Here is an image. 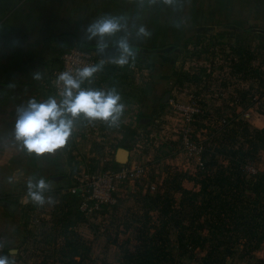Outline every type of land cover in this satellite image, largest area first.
Segmentation results:
<instances>
[{
	"label": "crops",
	"instance_id": "crops-1",
	"mask_svg": "<svg viewBox=\"0 0 264 264\" xmlns=\"http://www.w3.org/2000/svg\"><path fill=\"white\" fill-rule=\"evenodd\" d=\"M103 15L120 18L125 27L106 35L102 42L99 38L91 41L114 44L127 40L133 52L143 46L149 55H160L164 62V57L168 56L154 52V49L170 44L184 46L191 40H201L207 35L202 30L204 27L213 34L226 33L230 39L264 34V0H0V255H8L16 264H124L127 251L135 253L141 245L134 244L133 240L155 231L152 226L149 230V223H160L159 211L149 210L148 204L149 194L162 192L160 187L157 192L150 188L153 182L161 185L157 180L151 183L144 180L135 186L132 183L136 180L121 184L118 191L119 212L126 207L127 200L138 194L144 199L148 198L145 203L134 201L137 204L135 209L143 210L144 216L132 214L124 217L127 227L114 225L104 230L86 225L79 212V195L69 188L76 172L116 165L120 147L129 150L128 160L143 163L148 170L154 153L149 148H170L171 152L163 157L172 160L183 154L182 145L173 130L175 127L168 122L157 125L154 120L155 116L160 121L168 117V113L161 109L168 105L169 100H164L168 91L171 97L174 92L183 94L185 85L180 82V72L170 67L162 70L164 67L158 65L159 68L152 72V84L148 91L145 89L134 100L123 97L126 99H122L125 107L117 124L111 125L103 120L90 121L81 116L77 118L68 143L53 153L39 156L29 153L14 136L16 108L19 105H26L31 98L46 100L56 96L52 75L61 66L62 53L66 49L59 41L61 37L74 34L78 39L88 40L86 27ZM229 24L237 25L240 29H224ZM141 27L150 35L141 34ZM102 61L100 66L103 71L112 69L120 73L123 69L120 59ZM247 66L249 64L241 65L236 61L224 69H207L212 75L213 93L209 98L202 97L203 84L200 82L197 85L200 103L207 104L210 100L215 107V112H211V119L215 122L225 118L234 122L242 118L243 110L252 103L254 96L248 95L250 89L252 93L263 89L264 94V75L251 77L249 81V77L245 76L247 71L244 73ZM37 72L41 73L39 79L35 76ZM221 77L228 81L225 84L217 81ZM106 80L105 77L99 81V89L107 90L104 84ZM110 83L113 85L111 88L115 87L125 96L115 80L110 79ZM133 83L136 84L135 81ZM263 108L259 109L263 111ZM212 126L208 127L213 128L210 130L211 136L217 138L221 127ZM208 128H196L199 142L204 143L206 148V143L212 141L206 140L209 138L206 136ZM105 136L111 139L107 141L109 144L97 145L96 151L94 147H89L91 137ZM243 147L242 144L239 146ZM94 154L96 158L89 159ZM200 159L196 161L197 168L200 167ZM194 163L187 161L185 169H191ZM185 169L182 185L185 187L186 181H191L194 186L196 178L188 175L193 170ZM33 177L45 178L49 188L44 193L46 202L43 205L36 203L34 209L30 210L19 204V198L28 194L27 180ZM30 233L36 238L31 240ZM121 234L131 235L127 238L128 242H121L122 236L118 237ZM174 237L173 234L169 235L168 247L178 249L177 234ZM197 248L193 249L195 257ZM202 248L206 255L208 245ZM224 264H264V245L259 244L251 250H247L244 241L233 245Z\"/></svg>",
	"mask_w": 264,
	"mask_h": 264
},
{
	"label": "rangeland",
	"instance_id": "rangeland-1",
	"mask_svg": "<svg viewBox=\"0 0 264 264\" xmlns=\"http://www.w3.org/2000/svg\"><path fill=\"white\" fill-rule=\"evenodd\" d=\"M206 34L207 35L205 38L201 37L203 38L201 40H191L184 46H178L176 44L181 51L173 52L168 55V57H164L166 62L161 61L160 58L162 57H159L160 55L147 54L143 46L137 47V49H139L136 52L138 55L127 56V62L122 63L123 69L120 71V73H117L112 69H106L103 71L102 67L100 66V69L97 73H95L94 78H92L91 81L85 80L83 82V85L91 84V88H99V81L104 80L106 77L107 80L104 82V84L107 90L111 89V86H113L110 83V79L111 81L115 80L116 85H119V87L122 88L123 92L125 93V96H122V94H120L123 101L126 99L134 100L136 99V97L139 98L145 89L146 91L150 89L153 78V70L158 69L160 66L164 67L162 68V70H166L167 67H170V69L180 72V82H183L182 84L185 85L183 86L185 87L183 89V94L179 95L178 91L177 97L185 101L197 99L200 103V98L198 97L200 95V92L199 87L197 86L200 82L203 84L201 92L202 97L209 98L213 93L211 85L212 75H210L209 73L211 71L208 70H212L215 67L224 69L229 67L230 64H234L237 61L241 65L249 64V67L247 66L244 71V73L247 71L245 73V76L249 77L247 78L249 79V81H251V77H256L258 75H260L261 77L262 75H264V34L256 33L254 36L250 34V32H248L247 34H250V36H252L251 38H241L240 36L238 38L236 36L234 37V39H230L227 35H225L226 33L218 32L216 34H213L208 31ZM80 37H82V35H80ZM81 40H83L87 44L95 43L91 40ZM138 45L139 44H137V46ZM120 60L123 61L124 59ZM101 62L103 61L101 60ZM101 62L98 65H100ZM241 79H243V77ZM134 81L136 84L133 83ZM217 81H221V83L225 84V82H227L228 80L225 77H221ZM262 91L263 89H260L259 91H257V93H252L250 89L248 91V95H250V97L255 95L261 98L264 95L262 94ZM123 97H126V99H124ZM201 103L200 105L202 107V112L195 121L194 138L197 141H200L196 128L198 129V127L200 128L203 126H206L208 128L211 127L212 124H214L213 126H218L219 128L221 127V130L218 133L219 135L217 134V138H213V136H211L212 131L210 130H213V128H208L206 131V136H209V138H207L206 140L210 139L212 141L209 144L206 143L207 148L205 147L204 143H202L204 146V152L202 155L187 153L185 152L184 148H182L183 154L179 156L178 159L174 160H172L173 158L171 159L163 157L171 152L170 148H149L151 149V152L154 153L153 158H151V161H149V170L147 169V176L143 180L134 181L132 185L135 186L138 183L143 182L144 180L149 181V183L157 180L161 183V185L159 184L158 186L157 184L158 187L155 192L158 191L159 187V190H163L164 188L169 187V185L166 186L167 180H172L173 178L178 177L177 180L180 179L182 181L185 178L184 169L186 166H184V164H186L187 161L192 163L195 162L194 167H191V169H185L193 170L190 171L193 173H189L188 175L190 177L196 178V181H194L195 187L192 185L191 181H186V183L184 184L185 187H188L189 189L202 188L203 182L209 180L206 177L209 173L212 172L215 174H219L222 170H225L227 174L232 173L231 176L226 179V181L237 183L239 181V177H244V179L240 181L238 190L241 191L246 200H250L252 202V207H255L257 209V212H261L260 215L257 214L256 216V218L260 220L261 217L263 218L264 216V108L263 111L259 108H262L264 106V97H262L261 102L257 105L258 107H256L255 114L251 119H245L242 117L238 120H235L234 122L229 120V123L226 125L222 120H220L219 122H215V120L211 119V112H215V107L211 104L210 100L207 101V104L202 105ZM167 106L165 105L161 109L165 110ZM259 113L263 114L261 115ZM165 122L170 123L171 127L177 128L182 123V120L178 114L168 113V117H165L161 120V123L163 125L167 124ZM176 122L178 125H173ZM91 123L94 124L93 122ZM232 127L234 128L232 129ZM108 140H111L108 136L91 137L89 139V147H94L93 149L96 151L97 145L100 144V146H105V144L108 143ZM97 142L98 144H96ZM241 144L244 145L243 148H239ZM233 145H236L238 147H233ZM214 146H216V148H214ZM92 158H96V154L89 156V159ZM154 159L155 161H153ZM198 159L204 162L203 167H195L196 161ZM246 164H254L257 168V172L254 174L249 173L245 168H243V166ZM223 183L224 182H216L215 180L211 182L210 188H213L216 192H219L222 190L221 185ZM126 184L124 183L123 185ZM236 191L237 189L235 187L230 186L229 192L227 193L228 197L232 200H235L236 197L234 194ZM180 193L181 192L179 191L176 192V196H180ZM202 198L203 194L200 195V199ZM147 200L148 198L144 199V197L137 194L133 196V198H130V200H127L125 202L126 207H124L121 212H119L118 210L119 206H116L111 210L103 211L101 214L91 219L87 218L84 215L82 216L86 220V225L93 229L100 228V230H104L107 228H111V226L114 225H121L123 226V228H125L127 227V225L125 223L126 221L124 220V217L126 218L127 216H130L132 214L144 216L143 210L135 209V206L137 204L134 203V201L145 203ZM219 202L220 201L217 199L213 200L214 211L216 209H220ZM35 205L36 203L31 200V203L25 208L32 210L34 209ZM31 214L34 213L31 212ZM119 216L121 217L119 218ZM203 216H205V214ZM186 222H188V218L186 219ZM176 233L177 229L175 227L170 229V234H173V238H175L174 236L176 235ZM50 235H52L53 237L55 236L53 234ZM30 236L31 240L36 238L32 233H30ZM129 236L131 235L121 234L118 237H120L121 242L124 243L128 242L127 238ZM51 237H46V239L53 242L54 239ZM234 238L237 237L234 236L233 238H231L228 244L222 243L220 245L218 249L220 250L221 255L225 256L231 253L226 252L228 249L226 250L225 248L232 245L235 240ZM243 241H247V239L242 238L237 243H234V245L239 244ZM133 242H135L134 244H147V246L149 247L148 237L142 236L136 241L133 240ZM256 242V239L252 240V244H255ZM260 244L264 245V241L260 242ZM166 247L169 248L168 246ZM169 249L172 250V253L175 254L176 258L180 260V262H183L185 264L197 263L203 256H205L204 254L206 252L205 250H203V248L198 247L196 250L197 257H195V254L192 255L191 252H186L182 248ZM126 256L128 260L131 258L128 253ZM159 256L161 257V255ZM198 258H200V260H198ZM90 264L96 263L91 262Z\"/></svg>",
	"mask_w": 264,
	"mask_h": 264
},
{
	"label": "trees",
	"instance_id": "trees-1",
	"mask_svg": "<svg viewBox=\"0 0 264 264\" xmlns=\"http://www.w3.org/2000/svg\"><path fill=\"white\" fill-rule=\"evenodd\" d=\"M81 41L83 45L80 47L89 49L88 44ZM159 53L167 56L171 54ZM133 55L138 54L133 52ZM231 174H227L225 170L219 174L211 172L206 176L209 180L203 182V187L199 189L186 188L182 185L181 180H177L178 177H175L172 180H167L166 186L169 185V187L164 188L162 192L154 195L149 194V210L157 209L159 211L160 223L153 225L149 223V230L151 226L155 229L154 232L149 233V236H145L148 237L149 247L147 244H141L135 253L127 251L131 258L127 259L124 264H185L180 262L172 250L166 247L169 245L170 229L173 227L177 229L179 248L186 252H191L194 255V247L202 248L208 245V252L201 258L199 264H224L227 255H221L218 248L222 243L228 244L234 236L237 238H234L232 245L225 248L228 249L226 252H232L234 243L242 238L247 239L244 241L247 243V250L256 248L260 242L264 241V216L260 220L257 219V214L260 215L261 212H257V209L252 207V202L246 200L238 190L240 181L244 177H239L237 183L226 181ZM215 180L224 182L221 185L222 190L219 192L210 188L211 182ZM230 186L237 189L234 194L235 200L227 195ZM178 191L181 192L180 196H176ZM202 194L203 198L200 199ZM214 199L220 201L219 210L214 211L213 209ZM80 214L82 215L81 212ZM204 214L205 216H203ZM187 218L188 222H186ZM253 239L257 240L255 244H252Z\"/></svg>",
	"mask_w": 264,
	"mask_h": 264
},
{
	"label": "clouds",
	"instance_id": "clouds-1",
	"mask_svg": "<svg viewBox=\"0 0 264 264\" xmlns=\"http://www.w3.org/2000/svg\"><path fill=\"white\" fill-rule=\"evenodd\" d=\"M123 27L125 25L120 18L103 15L89 24L85 32L88 40L99 38L102 42L106 35ZM139 31L144 36L150 35L143 27ZM120 47L125 54L122 63L127 62V56L133 55L131 45L122 40ZM99 69L100 65L91 64L79 68L75 75L63 71L58 76V80L63 82L60 99L56 96L46 100L31 98L26 105L16 108L14 136L22 142L26 151L39 156L65 146L73 134L77 118L81 116L90 121L103 120L111 125L120 121L125 106L115 87L108 90L82 87L83 82L91 81ZM35 76L39 79L41 73L37 72ZM48 188V182L43 177L27 180V193L34 203L43 205L46 202L44 193ZM0 264H16V261L5 254L0 255Z\"/></svg>",
	"mask_w": 264,
	"mask_h": 264
},
{
	"label": "built area",
	"instance_id": "built-area-1",
	"mask_svg": "<svg viewBox=\"0 0 264 264\" xmlns=\"http://www.w3.org/2000/svg\"><path fill=\"white\" fill-rule=\"evenodd\" d=\"M61 60V66L56 69L52 75V85L58 99L61 98L60 91L63 88V82L58 80V76L61 72L70 71L75 75V72L79 68L86 65L99 64L101 62V59H99L94 51L78 46L66 48L62 53ZM251 99L252 103L242 112V116L245 119H251L254 116L255 109L261 102L259 96L254 95ZM164 112L175 113L180 116L182 123L173 130L176 132L177 138L185 152L202 155L204 146L194 138L195 121L202 112L199 101L197 99L190 101L182 100L177 97V92H174ZM154 120L157 125H163L158 116H155ZM222 121L225 125L229 123V120L226 118ZM203 166L204 162L201 161L200 167ZM244 168L252 174L257 172V168L254 164H246ZM146 176L147 168L143 163L136 160H127L103 169H86L81 172H76L73 176V183L69 189L71 192L79 195V211L82 215L91 219L101 214L103 211L111 210L119 205L118 191L121 184L134 180H143ZM157 187L155 183L150 184L151 189H157ZM30 203L31 198L28 194L20 196L19 204L21 206L26 207Z\"/></svg>",
	"mask_w": 264,
	"mask_h": 264
},
{
	"label": "water",
	"instance_id": "water-1",
	"mask_svg": "<svg viewBox=\"0 0 264 264\" xmlns=\"http://www.w3.org/2000/svg\"><path fill=\"white\" fill-rule=\"evenodd\" d=\"M224 29L236 30L240 28L237 25L229 24V25L224 26ZM202 30H204V32H208L207 27H204ZM59 41L66 48H73L75 46L80 47L83 45V42L79 40L77 36L74 34L64 35L61 37ZM87 47L90 50L94 51L99 57V59L101 60L124 59V56H125L123 50L120 47V42H116L114 44L94 43V44H88ZM100 49H103V50L101 51ZM153 51L169 54L175 51H180V48L176 44H170L165 47L154 49ZM170 97H171V92L168 91L164 98L165 102H167ZM117 156H118L117 159L119 162L121 163L125 162L128 160L129 150L127 148L120 147L118 150ZM7 205L10 206L9 203ZM11 206H16V205L12 204Z\"/></svg>",
	"mask_w": 264,
	"mask_h": 264
}]
</instances>
